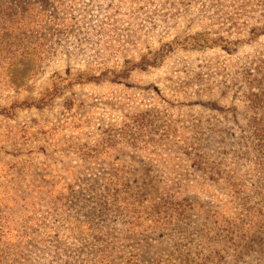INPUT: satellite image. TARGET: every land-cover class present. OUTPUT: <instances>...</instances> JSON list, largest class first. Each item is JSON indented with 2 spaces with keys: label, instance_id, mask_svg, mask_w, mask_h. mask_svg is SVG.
Wrapping results in <instances>:
<instances>
[{
  "label": "rangeland",
  "instance_id": "374dc122",
  "mask_svg": "<svg viewBox=\"0 0 264 264\" xmlns=\"http://www.w3.org/2000/svg\"><path fill=\"white\" fill-rule=\"evenodd\" d=\"M0 264H264V0H0Z\"/></svg>",
  "mask_w": 264,
  "mask_h": 264
}]
</instances>
